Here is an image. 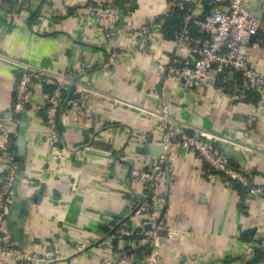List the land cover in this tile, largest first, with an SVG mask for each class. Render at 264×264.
<instances>
[{
  "label": "crops",
  "instance_id": "crops-1",
  "mask_svg": "<svg viewBox=\"0 0 264 264\" xmlns=\"http://www.w3.org/2000/svg\"><path fill=\"white\" fill-rule=\"evenodd\" d=\"M204 1L0 0V128L15 119L22 163L14 196L22 199L20 235L13 234L18 248L56 256L51 264H145L150 246L121 240L116 231L146 222L135 214L146 188L131 172L150 169L163 153L158 113L177 99L179 119L220 138L222 151L226 142L239 153L232 165L253 175L252 187H264V91L248 103L236 73L212 76L192 91L168 78V65L193 63L192 47L207 37L192 38L187 26L177 39L164 37L166 18L183 2L195 4L192 15L205 16ZM212 1L228 7L232 0ZM90 3L111 5L114 26L108 18L87 17ZM153 19L162 28L147 52H137L139 30ZM247 50L252 66L264 72L260 36ZM21 65L64 78L68 94L72 86L97 93L93 119L62 114L59 152L49 140L46 84H34L26 109L13 115ZM174 143L157 212L166 227L160 264H264V196L215 172L178 138ZM5 170L0 152V181ZM0 264L17 262L0 255Z\"/></svg>",
  "mask_w": 264,
  "mask_h": 264
},
{
  "label": "built area",
  "instance_id": "built-area-1",
  "mask_svg": "<svg viewBox=\"0 0 264 264\" xmlns=\"http://www.w3.org/2000/svg\"><path fill=\"white\" fill-rule=\"evenodd\" d=\"M246 0H232L228 7L215 6L203 19L200 16L189 15L193 23L197 24L200 31L207 35L202 43L192 47L194 62L179 63L174 61L168 65V78L178 82L183 87L192 91L200 88L212 76L236 73L240 75L241 85L246 91L261 93L264 91V72L252 66L248 53V44L251 38L260 36L264 42V25L246 10ZM199 5V4H198ZM198 13V12H197ZM199 14V13H198ZM87 17L108 18L111 27L115 24V15L109 4L96 7L93 3L88 6ZM162 28L157 19L151 20L140 28V39L135 50L147 52L149 44ZM164 62V60H160ZM36 83H44L54 88L45 103V118L50 128L49 140L59 152L63 133L61 129L62 114L67 110L93 119L96 115L95 103L97 93L87 88L76 89L68 99V91L64 78L46 76L28 66L21 65L18 74L16 98L13 105V115L22 113L32 96V87ZM181 100L165 104L158 117L161 120V129L164 135V151L150 169L133 170V178L140 180L146 188L143 202L136 207L137 216H146V222L141 229L122 225L117 231V238L128 240L134 238L150 246L147 256L148 264H160V236L159 232L165 226L158 222L157 212L163 205L161 198L162 183L166 169L171 162V153L178 138L183 146L198 152L210 167L217 173L223 174L243 188L264 196V187H252L253 175L244 169L235 168L229 156L218 146L220 138L200 130V138H190L186 134V122L179 119ZM249 125L252 120H248ZM15 119L11 118L0 128V152L4 154L5 175L0 181V235L3 247L0 255L16 260L17 264H51L57 260L56 256L29 253L18 248L14 243L11 227V208L15 196L16 185L19 179L18 162L13 149L15 137ZM247 148V146H240ZM56 253L59 254L58 251Z\"/></svg>",
  "mask_w": 264,
  "mask_h": 264
},
{
  "label": "trees",
  "instance_id": "trees-1",
  "mask_svg": "<svg viewBox=\"0 0 264 264\" xmlns=\"http://www.w3.org/2000/svg\"><path fill=\"white\" fill-rule=\"evenodd\" d=\"M217 4L218 3L216 1L214 2L212 0H205L204 1V11L206 13H209L214 8V6ZM194 10H195V4H192L189 2H183L180 6L175 7L174 10L171 12V14L166 18L167 23L164 26V28L165 27L166 28L163 31L164 37L168 36V33H171L172 37H174V39H177L178 35L182 32L184 27L187 26L189 29V34L192 38H195V37L197 38L199 36L206 38L207 35L199 31L200 29L197 26V24L193 22L186 24L185 22L186 17L190 15L191 12ZM199 18L203 19L204 16H201ZM237 78H240L239 73L237 75ZM44 88H45V92L49 94V96L54 90V88L49 85H46ZM258 99H259V94L257 92L247 91L246 100L248 103L256 102L258 101ZM13 149L17 155L16 161L19 162V154H18L19 150L16 144V137H13Z\"/></svg>",
  "mask_w": 264,
  "mask_h": 264
},
{
  "label": "water",
  "instance_id": "water-1",
  "mask_svg": "<svg viewBox=\"0 0 264 264\" xmlns=\"http://www.w3.org/2000/svg\"><path fill=\"white\" fill-rule=\"evenodd\" d=\"M246 10L248 12H250L255 18L259 19L261 21V23L264 25V4H260L258 6L247 5L246 6ZM123 26H124V14L122 13V16L120 18V26H119L118 29L123 28ZM162 86H163V79H162V81L160 82V84L158 86L159 89H160V92H162ZM75 90H76V87L72 86V88H71V90H70V92L68 94V99H70L72 97V95L75 92ZM10 116H8V118ZM186 134L190 138H197V139L200 138V132L197 133L196 130L194 128H191V127L187 128ZM221 146H222L223 150L227 152L229 158L239 156V153L236 150H234V149H230V147L228 146V144L226 142H222ZM18 170L20 172L22 170L21 157H19ZM167 184L169 186L170 177L167 178ZM167 189H169V188H167ZM13 201H14L13 202L14 208H13L12 215H11V223H12L11 227H12V232H13L14 236L16 238H18L19 235H20V229H19L18 223H19L20 214H21L20 209L22 207V199H21V197L19 195V192H18L17 196L14 198ZM159 236H160L161 239L164 240L165 236H166V231L165 230H161L159 232ZM160 242H162V240H160ZM145 264H148V262H146Z\"/></svg>",
  "mask_w": 264,
  "mask_h": 264
}]
</instances>
